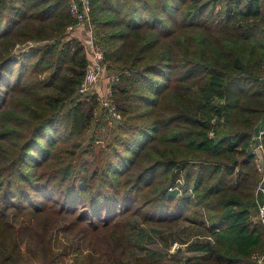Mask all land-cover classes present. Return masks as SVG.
Returning <instances> with one entry per match:
<instances>
[{
  "label": "trees",
  "instance_id": "obj_1",
  "mask_svg": "<svg viewBox=\"0 0 264 264\" xmlns=\"http://www.w3.org/2000/svg\"><path fill=\"white\" fill-rule=\"evenodd\" d=\"M90 1L117 76L113 126L79 92L90 48L75 35L86 28L68 31L69 0H0V264H60L66 221L89 241L115 229L104 247L123 264L133 217L204 229L210 254L188 264H254L264 0ZM28 42L40 44L13 53ZM95 123L109 126L102 144Z\"/></svg>",
  "mask_w": 264,
  "mask_h": 264
},
{
  "label": "rangeland",
  "instance_id": "obj_2",
  "mask_svg": "<svg viewBox=\"0 0 264 264\" xmlns=\"http://www.w3.org/2000/svg\"><path fill=\"white\" fill-rule=\"evenodd\" d=\"M31 43L28 42L17 46L13 53H17L18 50L22 49L18 47L28 48ZM32 44L34 46L40 43ZM17 48L18 50L16 52ZM107 81L108 77H106L105 73L100 84L102 82L106 84ZM105 111L100 106L96 111L97 119ZM109 119V126L116 124V120ZM109 126L95 123L90 130L91 135L92 133H96L101 136L102 144L103 137L108 134ZM253 137L249 147V152L251 153L254 145ZM254 164L256 167L255 161ZM256 170L259 182V171L257 167ZM12 221H15V217H12ZM131 222L133 227L129 229L127 239L129 243L125 246L124 253L120 258L123 264H140L141 261L136 262L137 259L144 257V262L141 264H188L207 258L210 254V250L205 247L206 242L209 240L207 232L204 229L193 227L190 223L181 222L175 228H168L143 223L136 217H133ZM67 225L69 223L66 221L64 224L59 225L56 230L57 238L55 247L59 253H63V256L59 260L60 264H110V248L104 247V244L109 246L108 240L112 238V234L116 233L115 229H106L93 238V241H89L82 235H76L75 232L65 231ZM190 242L199 244L197 246H189L188 243Z\"/></svg>",
  "mask_w": 264,
  "mask_h": 264
},
{
  "label": "built area",
  "instance_id": "obj_3",
  "mask_svg": "<svg viewBox=\"0 0 264 264\" xmlns=\"http://www.w3.org/2000/svg\"><path fill=\"white\" fill-rule=\"evenodd\" d=\"M70 10L72 15L78 20L77 26H70L68 31L74 30L77 27L86 28L89 34V64L86 68L83 81L80 86L79 92L83 95L96 94L100 106L108 110V116L112 120H120L121 114L117 111L115 104L112 101V88L111 83L116 80V75L108 77L105 88L99 87L100 81L105 76V53L103 47L95 40L91 24V1L90 0H69ZM33 44L31 43L28 48L16 49L17 55L29 51ZM264 130H261L254 135V145L252 155L259 171V182L255 190V199L257 203L256 221L264 227V143H263ZM254 264H264V251L256 254L253 257Z\"/></svg>",
  "mask_w": 264,
  "mask_h": 264
},
{
  "label": "crops",
  "instance_id": "obj_4",
  "mask_svg": "<svg viewBox=\"0 0 264 264\" xmlns=\"http://www.w3.org/2000/svg\"><path fill=\"white\" fill-rule=\"evenodd\" d=\"M75 35H77V36H79V37H83V38H85V40L86 39H89L88 37H89V34H88V31L87 30H82L81 28L80 29H78L76 32H75ZM99 87L101 88V89H104L105 88V84L102 82V84H99Z\"/></svg>",
  "mask_w": 264,
  "mask_h": 264
}]
</instances>
